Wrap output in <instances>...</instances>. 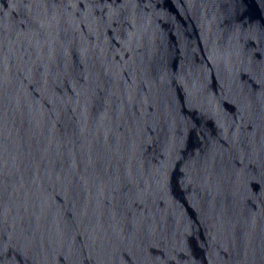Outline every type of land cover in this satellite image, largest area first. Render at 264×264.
<instances>
[{
    "label": "water",
    "instance_id": "1",
    "mask_svg": "<svg viewBox=\"0 0 264 264\" xmlns=\"http://www.w3.org/2000/svg\"><path fill=\"white\" fill-rule=\"evenodd\" d=\"M0 264H264V0H0Z\"/></svg>",
    "mask_w": 264,
    "mask_h": 264
}]
</instances>
